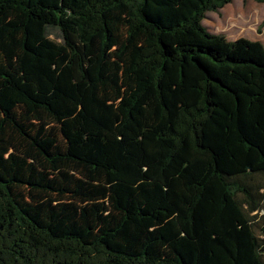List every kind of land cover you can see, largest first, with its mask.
<instances>
[{
    "label": "trees",
    "instance_id": "obj_1",
    "mask_svg": "<svg viewBox=\"0 0 264 264\" xmlns=\"http://www.w3.org/2000/svg\"><path fill=\"white\" fill-rule=\"evenodd\" d=\"M230 2L0 0V264H264V44L203 24Z\"/></svg>",
    "mask_w": 264,
    "mask_h": 264
},
{
    "label": "rangeland",
    "instance_id": "obj_2",
    "mask_svg": "<svg viewBox=\"0 0 264 264\" xmlns=\"http://www.w3.org/2000/svg\"><path fill=\"white\" fill-rule=\"evenodd\" d=\"M207 29L228 40L244 37L264 44V4L254 0H232L203 20Z\"/></svg>",
    "mask_w": 264,
    "mask_h": 264
}]
</instances>
